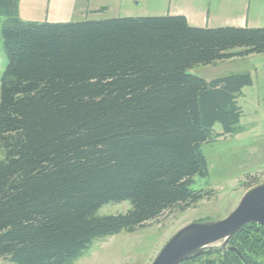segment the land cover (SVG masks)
I'll use <instances>...</instances> for the list:
<instances>
[{
    "label": "trees",
    "instance_id": "1",
    "mask_svg": "<svg viewBox=\"0 0 264 264\" xmlns=\"http://www.w3.org/2000/svg\"><path fill=\"white\" fill-rule=\"evenodd\" d=\"M18 3L0 0V258L71 264L93 240L202 199L191 188L209 173L201 146L215 123L218 136L237 130L252 78L188 69L264 53V28L193 27L182 15L25 21ZM122 201L127 212L96 215ZM228 245L242 258L208 251L206 263L264 264V226Z\"/></svg>",
    "mask_w": 264,
    "mask_h": 264
},
{
    "label": "rangeland",
    "instance_id": "2",
    "mask_svg": "<svg viewBox=\"0 0 264 264\" xmlns=\"http://www.w3.org/2000/svg\"><path fill=\"white\" fill-rule=\"evenodd\" d=\"M20 0L18 17L25 21H77L81 12L75 10L84 1L72 0ZM105 0H89L97 5ZM130 8L136 16H148L147 9ZM111 8L106 15H114ZM131 16V15H130ZM6 18L0 15V26ZM6 57L0 37V76ZM264 55L234 56L217 63L197 64L188 72L206 81L215 78L248 72L252 84L242 89L237 105L242 114L236 124L237 130L222 133L220 123L213 126L211 139L201 146L208 163V176H194L191 188L202 190L206 195L189 208L166 211L155 220L133 232L93 240L88 248L71 264H150L164 244L183 226L193 221L216 220L226 217L238 204L242 195L250 188L264 182ZM4 152L0 147V160ZM251 186V187H250ZM131 209L128 201L103 205L98 216L116 215ZM201 256H204L203 254ZM213 256V255H212ZM211 257L204 256L196 264L206 263ZM214 258V256H213ZM0 264H13L0 258Z\"/></svg>",
    "mask_w": 264,
    "mask_h": 264
},
{
    "label": "crops",
    "instance_id": "3",
    "mask_svg": "<svg viewBox=\"0 0 264 264\" xmlns=\"http://www.w3.org/2000/svg\"><path fill=\"white\" fill-rule=\"evenodd\" d=\"M62 2L68 4L74 1L62 0ZM86 2L78 7L70 5L81 12L82 17L79 20H100L130 15L137 17L130 8L132 5L133 8L142 6L144 10L147 9L149 13L145 15L148 16L182 15L193 27L264 28V0H105L97 5H91L89 0ZM111 8L115 11L112 13L114 15H106V11ZM240 50L234 49L230 52L235 53ZM261 54L264 55V53L258 55Z\"/></svg>",
    "mask_w": 264,
    "mask_h": 264
},
{
    "label": "water",
    "instance_id": "4",
    "mask_svg": "<svg viewBox=\"0 0 264 264\" xmlns=\"http://www.w3.org/2000/svg\"><path fill=\"white\" fill-rule=\"evenodd\" d=\"M249 223L264 226V182L247 190L226 217L193 221L180 228L150 264H181L208 251H231L239 255L228 242Z\"/></svg>",
    "mask_w": 264,
    "mask_h": 264
}]
</instances>
